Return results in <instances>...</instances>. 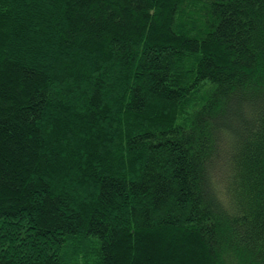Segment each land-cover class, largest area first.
Here are the masks:
<instances>
[{
  "label": "trees",
  "instance_id": "trees-1",
  "mask_svg": "<svg viewBox=\"0 0 264 264\" xmlns=\"http://www.w3.org/2000/svg\"><path fill=\"white\" fill-rule=\"evenodd\" d=\"M0 264H264V0H0Z\"/></svg>",
  "mask_w": 264,
  "mask_h": 264
}]
</instances>
